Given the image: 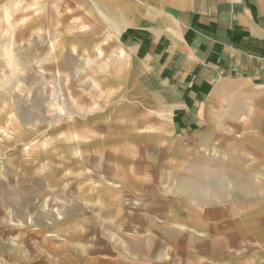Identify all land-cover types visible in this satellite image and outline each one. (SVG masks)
<instances>
[{
    "label": "rangeland",
    "instance_id": "rangeland-1",
    "mask_svg": "<svg viewBox=\"0 0 264 264\" xmlns=\"http://www.w3.org/2000/svg\"><path fill=\"white\" fill-rule=\"evenodd\" d=\"M100 2L0 0V264H232L229 224L191 215L224 210L216 184L199 187L219 171L147 165L103 130L122 59Z\"/></svg>",
    "mask_w": 264,
    "mask_h": 264
},
{
    "label": "crops",
    "instance_id": "crops-1",
    "mask_svg": "<svg viewBox=\"0 0 264 264\" xmlns=\"http://www.w3.org/2000/svg\"><path fill=\"white\" fill-rule=\"evenodd\" d=\"M100 1L122 59L103 130L125 138L118 150L145 153L147 165L170 160L187 179L218 170L199 187L216 184L224 210L191 215L229 224L218 247L234 250L232 264H264V0ZM98 21L89 23L96 32ZM227 179L235 189L228 199ZM197 226L210 235V224ZM198 243L203 261L211 246Z\"/></svg>",
    "mask_w": 264,
    "mask_h": 264
}]
</instances>
